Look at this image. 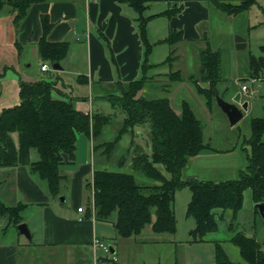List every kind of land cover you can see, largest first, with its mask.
Masks as SVG:
<instances>
[{
  "label": "trees",
  "instance_id": "1",
  "mask_svg": "<svg viewBox=\"0 0 264 264\" xmlns=\"http://www.w3.org/2000/svg\"><path fill=\"white\" fill-rule=\"evenodd\" d=\"M43 1L0 0V11L4 5L10 7L14 13L12 23L16 26L32 4ZM121 1L137 13L144 52L142 75L138 80L118 84L116 92L106 96L111 107L123 114L122 125L112 141L93 144L92 149L102 150L101 155L112 156L114 146L127 132L131 136H143L148 146L131 139L130 155L120 156L121 166L129 157L132 172L93 169L90 180L85 183V188L90 192L86 215L98 221L111 220L115 235L120 238L140 236L147 228L153 235L172 236L176 231L174 195L187 187L190 198L185 214L194 221L190 238L192 242L202 241L206 235L218 230L215 210L222 213L230 211L231 219H235L242 207L245 190H249L254 205L264 203V117L250 121V136L244 141L249 150H245V163L237 178L221 181H204L195 177L183 179L182 172L190 158L209 149L203 141L202 122L186 101L180 103V112L175 113L167 98L147 99L140 95L149 79L146 76L150 67L147 56L152 44L147 40L145 29L148 18L143 16L149 0ZM210 2L227 15H237L247 10L255 0ZM180 9L181 4L173 3L163 14L171 17ZM40 23L41 35L37 41L39 57L49 64L59 62L65 57L68 44L65 41L47 40L52 27L48 15H42ZM182 39L180 31L171 29L159 43L173 45ZM199 60L203 72H199L198 78H190H193L196 91L203 97L206 108L210 109L215 104V94H219L216 84L221 80V54L206 47L199 51ZM171 62L172 52L163 63L170 65ZM258 63L262 65L264 59ZM250 76V79L264 78V75L259 76L256 69L252 70ZM168 78L172 81L182 80L179 72H169ZM200 82L207 83V87L199 85ZM18 87V103L0 111V168L27 167L32 175L46 183L50 196L56 197L67 178L62 166L75 162L77 136L82 134L96 140L112 116L75 110L71 103L73 98L58 90L56 80L19 81ZM54 95L59 99L53 98ZM144 127V132L140 131ZM32 151L37 156L35 160L30 159ZM137 172L153 183H138L134 174ZM24 208V204L8 206L0 200V217L16 226L23 222L20 212ZM254 209L256 211L255 206ZM228 229L234 231L233 221ZM230 242L237 247L246 263L264 264L261 244L254 237H247L239 231L233 233ZM213 250L214 264H237L228 259L220 242H213Z\"/></svg>",
  "mask_w": 264,
  "mask_h": 264
},
{
  "label": "crops",
  "instance_id": "2",
  "mask_svg": "<svg viewBox=\"0 0 264 264\" xmlns=\"http://www.w3.org/2000/svg\"><path fill=\"white\" fill-rule=\"evenodd\" d=\"M161 1L167 2L168 6L170 4L169 0ZM235 2H238V0H232V3ZM172 3L181 4V9L171 17H166L163 14L168 6L158 8V11H151L148 10L149 5L147 3V9L143 12V16L148 18L145 29L147 40L152 44V47L147 56L150 67L147 69L146 76L149 79L140 95L144 97L142 94L148 90L147 84L150 83V89L160 90L161 95L159 97L144 98H167L171 108L175 113H179L180 107L177 109L172 104L177 102V95V97H181L187 91L200 97L201 100L198 101L199 108L206 115H210L214 109H217L225 117L216 104L211 105L210 109L206 108L205 101L197 93L192 80L198 78L199 72H203L199 60L201 47L192 49V57L188 62L187 51L184 48L179 49V45L183 46V43L186 42L203 40L204 37L200 28L203 24L206 25L204 26V32L210 31L209 26L217 30L219 26L224 25L223 31L228 33L229 46L232 50L227 69L230 68L229 61L233 70H236L235 67L240 66L242 61L245 64V76L243 75L240 78V75L236 73L238 77H236L234 83L239 80L243 85L245 84L244 81L249 79L255 80L254 84L258 88L261 85L264 86V78L250 79L253 69L259 70V76L264 75V63L262 65L258 63L260 59H264V0H255V3L247 10L237 15H227L219 11L210 0H173ZM42 15H48L52 24L46 37L47 40L50 42L65 41L68 44L65 57L57 62L61 70H52L51 64L41 61L39 57L37 41L41 35L40 17ZM13 17L14 13H12L10 7L4 5L0 11V111L18 103L19 81L33 83L46 79L56 80L58 90L73 98L71 103L75 110L88 114L111 115L112 118L113 115L115 116V109L106 100V96L116 92L118 84L138 80L142 75L141 64L144 52L138 32L137 13L128 4L121 0H45L32 4L16 26L12 23ZM211 17L215 18L214 25H209ZM153 19H161L159 20L161 36L156 40L153 39L150 32L147 34V24ZM171 29L181 32L182 41L163 48L164 58L161 61H149L156 50V42L159 43L163 40ZM245 33L246 35H244ZM249 36H252L255 46L260 52L258 55H254L248 48ZM203 45L204 48L208 47L207 44ZM170 52H172V62L170 65L164 64L163 61L169 56ZM79 54L83 56V61L80 65L75 66L70 56ZM231 61L233 64H231ZM44 63L49 66V70H40L41 64ZM169 72H179L182 80H170L168 78ZM236 74L232 76L235 77ZM222 82L223 77L217 82L216 88ZM199 85L207 87L205 82H200ZM228 85L230 88L224 86L223 92H221L223 94L227 93L226 97L231 101L234 94L240 92L241 86L237 89L235 86L231 87L229 83ZM243 96L248 98V108L243 113V117L247 113L252 116L253 108L250 104L255 100V97L249 99L247 95L242 94L241 101H246ZM53 98L59 99L57 95H54ZM262 110H264V106ZM111 119L102 130V133L110 130ZM122 121L123 114L118 122L120 127ZM128 134L130 133L127 132L123 135L127 137ZM81 136L82 134L77 136V141ZM84 136L86 139L93 141L92 145L98 144L90 137ZM103 142L105 141H101L99 144ZM129 142L131 140L127 138L124 145L127 147ZM92 145L88 146V153H90ZM235 150V147L219 151L207 148L201 154L190 158L183 169L182 178L195 177L204 181L212 180L211 177H206L209 176L208 173L201 177L197 172H203L202 170L205 169L208 171L209 167L220 166L222 162H225V158L218 160L217 157L221 155L229 157L234 155ZM81 152L78 144H76L75 162L62 166V172L67 175L63 184L68 186V197L70 199L68 210H64L61 204L58 206V202L55 203L54 200L57 197L50 196L47 186H45L46 183L44 184V181L32 175L27 167H8L6 176L8 179L13 178L12 184L14 183L16 193L15 203L11 204L21 203L25 205V208L20 212L23 220L21 223L26 224L31 238L28 240L25 237L22 240L20 237L24 236L19 234L17 228L16 232L12 234V238H7V233L11 231L9 226L14 225L8 223L5 218L0 217V264H98L100 262L101 258L98 255V250H95L92 246V241L95 238L102 241L98 232L100 229L98 222L100 221L94 219L93 216H87L86 208L84 209L80 205L83 182L87 181H83V178L85 175H89L91 178L95 167L91 161L89 162V157L87 161L80 162ZM101 156L104 159L100 163V169L109 168L107 167L108 162L112 157ZM36 157V154L32 151L30 159L35 160ZM119 158L120 156L115 161L117 166H119ZM188 167L189 171L187 172ZM184 171L187 172L186 175ZM62 187L61 189H63ZM65 200L64 197L62 202ZM78 207H82L83 211L78 212ZM110 222L112 223V221ZM14 227H17V225ZM112 231V238L117 239L113 223ZM145 232L150 234L149 229ZM213 233H209L202 241L198 242L209 241L213 244V242L218 241L207 237ZM247 237L255 238L254 235ZM259 242L262 247L264 239ZM109 251L110 253L107 256H111V258L108 259L107 257L106 260L116 262L115 248L109 246Z\"/></svg>",
  "mask_w": 264,
  "mask_h": 264
},
{
  "label": "rangeland",
  "instance_id": "3",
  "mask_svg": "<svg viewBox=\"0 0 264 264\" xmlns=\"http://www.w3.org/2000/svg\"><path fill=\"white\" fill-rule=\"evenodd\" d=\"M172 1L173 0H169V3L173 4ZM148 5H149L148 10L151 11L152 10L158 11V8H163L164 6H168L167 2L161 0H150L148 2ZM147 13H149V11H147ZM159 20L161 19H153L147 24V32H148L147 34H149L150 32L154 40L159 39V37L161 36ZM214 23H215V18L211 17L209 21V25L211 24L214 25ZM204 26L206 25L203 24L200 27L204 37L203 40L195 41V42L192 41L186 42L183 43L184 44L183 46L178 44L180 46L179 49L184 48L185 51H187L186 52L188 54L187 60L189 59L188 62H190V59L192 57V49H195V47L196 49H198L197 47H201V49H203L204 48L203 44H207V46L210 47L211 50L220 52L221 60H222L221 77H223V82H222L223 84L221 83L220 85H218L217 89L220 93L219 96H221L224 100L229 101V99L226 97L227 93L223 94L222 89L224 88V86L230 88L228 83L231 84V87L235 86V88L237 89L240 88L242 82H240L239 80L236 81V83L234 82L236 80V77H238L236 73L240 75V78L241 76L243 77L245 73L244 72L245 64L242 61V64H240V66H236L235 68L237 69L233 70V68L231 69V65L229 61L230 68L227 69L228 59L231 58L232 50L231 47L229 46L230 40L228 37V33L223 31L224 25L219 26L217 30H215L214 27L209 26L210 31L208 32H204ZM241 28L243 27L241 26ZM244 35H246V33ZM249 37H250V41H247L248 48H250V50L254 53V55L256 54L258 55L260 52L257 50L253 42L252 36ZM156 43H157L155 46L156 50L154 51L153 57L149 56L150 57L149 61H153V62L161 61L164 58L163 48L169 46L167 43H158V42ZM159 50L160 52H158ZM70 57L71 60H73V64L75 66L80 65L83 61V56H81V54ZM231 64H233L232 61ZM235 74L236 76L233 77L232 75ZM244 83L249 87L251 86L249 79L245 80ZM150 85H151L150 83L147 84L148 90H146L142 95L144 97H159L161 95L160 90L158 91L152 90L150 89ZM180 91L182 92V90ZM177 96H176L177 102H173L172 105L177 109H179L180 102L182 100H185L190 104L194 114L202 122L203 141L209 146V149L219 151V150L229 149L231 147L236 148L234 155H231L229 157H224L221 155L217 157L218 160L225 158V162H222L220 166L218 165L215 167H209L210 169H208V171H206L205 169L202 170L203 172L201 171L197 172L198 175L203 177L205 176V174L208 173L207 175L209 176L206 177H211V179L214 181H221L225 179L230 180L237 178L239 170L243 168L245 163L244 158L246 152L244 148H247L249 150V147L245 144L244 141L248 139V137L250 136V121L252 119L251 117H259V118L264 117V110H262L264 106V86L261 85L260 88H258V92L256 93V95L250 97L252 99L255 97V100H253V102L250 104L251 108H253V112H251L252 116H250V114L248 115L247 113V115H245L239 122H237L233 126L229 125L228 121L217 109H214V111L210 113V115H206V113L199 108L198 101L201 99L197 95H192L191 93H188L186 91L181 97H177ZM243 97L247 101L248 98H246L245 96ZM115 112L117 114L113 116V118L111 119L112 122L110 123V130L108 132L104 131V133H102L96 140H94L95 143L99 144V142L101 141L110 142L114 139L120 127L118 122L120 120V117H122L121 112L118 111ZM146 128H147L146 130H148L147 126ZM143 130H145V127L142 128L140 131ZM137 132L139 133V131ZM128 136L126 137L125 135H122L120 137L121 141H119L114 146V149L111 152L112 159L109 160L108 162L109 164L107 166L109 167L107 168L108 170L110 171L121 170V171L132 172L130 167L129 157H127L126 163L122 164V166L121 165L117 166L115 164L116 163L115 161L119 156L125 154L130 155L129 154V152L131 151L130 142L127 147L124 145V141L127 140V138H129L130 140L132 139L138 142L139 144L144 143V141L142 140L143 136L141 137V135L131 136V134H128ZM92 142H93L92 140L90 141L86 139L84 135H82L81 138H78L77 141L78 148H80L82 151L80 153L81 155L80 162L87 161L89 157V162L91 161L92 164H94L95 168L96 167L100 168L101 167L100 163H102L101 161L102 159H104V157L100 155L101 150L99 152H96L93 151L92 147L90 148V153H88V146L90 147L92 145ZM144 146H146L145 143ZM227 158H229L231 161L228 160ZM7 170L8 167L0 168V199L5 204L13 206L11 203H15V197H16L15 186L14 183L12 184L13 178L12 177L10 179L7 178L6 176ZM188 171H189V167L187 168V172ZM134 174L138 183H145V184L153 183L150 179H147L138 172ZM85 180L89 181L90 176L85 175L83 181ZM43 183L45 184V182ZM83 183L84 184L82 186V197L80 199V205L85 209L89 205L90 192L88 189L85 188L86 182ZM62 188L63 189H61L59 195L56 196L57 198L54 197L56 199L54 201L55 203L58 202L57 203L58 206H60L61 204L64 210H68L70 206L69 204L70 199L68 197V193H69L68 186L63 185ZM62 197L66 198L64 202H62L61 200ZM189 198H190V192L187 187L178 190L174 195L173 208L176 219V231L173 236H170L168 234H162V235H153L152 233L147 234L145 232L149 229L147 228L140 236H135L130 238L117 237V239H115L112 238L113 231H112V223L110 222L111 220L98 222V227L100 228L98 231L100 238L108 247L113 246L116 250L115 253L116 259L114 258L116 262H113L111 260H106L108 256L102 252H98L99 257L101 258L98 264H214L213 244L210 243L209 241L192 242L190 238V234L188 235V233L191 231V228L194 227L193 219L191 217H187L185 214V208H186V204L189 201ZM254 206L255 205L251 202L250 199L249 190H245L243 192L242 207L236 214L234 220L231 219L232 213L230 211H225L222 213L221 210H215V215L218 222V230L207 237L220 241L221 245L223 246L225 254L227 255L228 259L231 262L237 264H248L240 257L237 247L230 242V237L232 236L233 233L241 231L247 236L254 235L255 238L258 239L259 241H262L264 239V227H263L264 223L257 209L255 211ZM220 214H221V218H220ZM231 221H233L234 231H229L228 229V226L231 223ZM16 228L17 227L9 226V230L11 231L10 233L9 232L7 233V238L10 239L12 238V234L16 232L15 231ZM20 238L24 240L25 237H20ZM262 251L264 253V244L262 245ZM110 258L111 256L108 257V259Z\"/></svg>",
  "mask_w": 264,
  "mask_h": 264
},
{
  "label": "water",
  "instance_id": "4",
  "mask_svg": "<svg viewBox=\"0 0 264 264\" xmlns=\"http://www.w3.org/2000/svg\"><path fill=\"white\" fill-rule=\"evenodd\" d=\"M51 69L61 70L57 62L51 63ZM214 98H215L216 106L225 115L230 126H233L237 122H239L243 117V113L247 111L248 102L241 101V92H236L234 96L231 98V101L224 100L217 93L215 94ZM142 140L144 141L147 147L148 146L147 140L144 138ZM61 200H63V198H61ZM255 207L264 223V203H257L255 204ZM17 229L19 234L23 235L28 240H30L31 236L25 223L18 224Z\"/></svg>",
  "mask_w": 264,
  "mask_h": 264
},
{
  "label": "built area",
  "instance_id": "5",
  "mask_svg": "<svg viewBox=\"0 0 264 264\" xmlns=\"http://www.w3.org/2000/svg\"><path fill=\"white\" fill-rule=\"evenodd\" d=\"M40 70L41 71H47V70H49V66L46 63L41 64ZM254 82H255V80H250V83H251L250 87L247 86L246 84L241 85V90H240L241 94L247 95V97H249V98L254 96V95H256V93L258 92V88H257V85L254 84ZM252 85L255 86V87H253ZM77 211L78 212H82L83 208L82 207H78ZM92 246H93V248L95 250H98V252H102L105 255H109V253H110L109 247L104 242H102L99 239L95 238L92 241Z\"/></svg>",
  "mask_w": 264,
  "mask_h": 264
}]
</instances>
